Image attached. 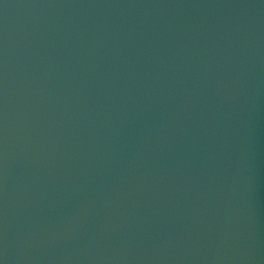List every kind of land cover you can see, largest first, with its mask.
I'll use <instances>...</instances> for the list:
<instances>
[{"label": "water", "instance_id": "95a60500", "mask_svg": "<svg viewBox=\"0 0 264 264\" xmlns=\"http://www.w3.org/2000/svg\"><path fill=\"white\" fill-rule=\"evenodd\" d=\"M0 264H264V0H0Z\"/></svg>", "mask_w": 264, "mask_h": 264}]
</instances>
